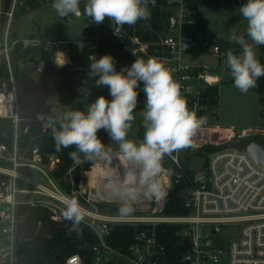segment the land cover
I'll return each mask as SVG.
<instances>
[{
  "label": "built area",
  "instance_id": "1",
  "mask_svg": "<svg viewBox=\"0 0 264 264\" xmlns=\"http://www.w3.org/2000/svg\"><path fill=\"white\" fill-rule=\"evenodd\" d=\"M22 1L25 0H0V39L2 30H5L3 45L0 46V68L5 64L11 78L12 52L18 41H10V30ZM196 1L156 0L155 7L149 3L151 14L158 7L170 14L167 32L171 34L160 36L161 46L155 54H148V46L138 38L132 39L134 44L141 46L134 54L143 51L148 58H159L172 70L189 108L195 105L197 115L207 118L199 130L217 133L219 141H224L223 144H210L207 139L200 144L202 147L216 145L218 149L212 152L203 175L197 178L194 174L193 186L186 193L185 206L189 214L169 216L166 215V208L160 213L172 186V173L167 160L180 167L182 150L164 157L159 177L160 197L136 200L133 202L134 211L121 216L117 209L124 201L118 199L116 193L134 180L138 169H130L115 161L110 164L114 155L108 163H104L103 158L93 159L88 170L91 177L89 184L81 182L78 189L70 194L65 192L54 176L61 163L57 155L45 156L39 147H33L28 152L21 150V133H27L30 125L22 130L23 110L15 89L0 90V119L10 122L14 133L11 146L0 142V264H19L21 207L44 208L52 220L62 224L65 221L61 215L62 201L66 195L78 199L86 209L85 219L77 227L87 228L96 237V242L89 247L93 264H264V166L256 163L247 148L232 146L244 139L248 130L237 132L235 128L211 125V115L201 104V94L217 86L221 79L216 75L215 67L205 65L203 60L195 61L210 48L205 36L186 31L196 26L200 16L202 6L196 8ZM235 1L243 3L246 0ZM85 3L86 0H81L82 5ZM173 20L176 22L175 29H171ZM211 48L219 59L225 57L226 52L219 45ZM33 113L42 132L52 129L56 118L50 111L39 109ZM79 160L81 162L74 167L87 162L84 158ZM98 165L104 166L93 174ZM29 170L40 174L42 179L29 177L26 174ZM102 205L111 208H101ZM161 225L179 227L177 235L183 253L177 262L169 259L168 250L159 238L158 227ZM119 227L135 229L131 242L123 248L109 242ZM65 264L86 262L82 255L74 254L66 259Z\"/></svg>",
  "mask_w": 264,
  "mask_h": 264
},
{
  "label": "clouds",
  "instance_id": "2",
  "mask_svg": "<svg viewBox=\"0 0 264 264\" xmlns=\"http://www.w3.org/2000/svg\"><path fill=\"white\" fill-rule=\"evenodd\" d=\"M149 3L155 7L156 0H86L81 9V0H53L51 7L60 17H87L100 25L107 18L117 28L135 25L151 16ZM246 22L245 33L237 36L233 32L229 40L242 47L239 54L229 48L226 53L225 67L230 70L233 86L241 94H247L257 87L260 77L264 76V63L258 59L256 46L264 45V0H246L239 8ZM90 76L97 87L106 86L112 99L99 96L87 106L86 111L69 110L58 115L59 128L53 126L52 135L55 148L60 151L75 147L77 151L69 154L71 159L80 163L77 152L83 153L88 160L110 158V149H106L97 133L104 130L112 141L118 144L125 160L132 162L138 172L134 180L123 192L116 195L124 202L118 209L121 216L130 215L133 202L141 196L159 198L161 183L159 177L163 171L166 155L190 147L197 131L206 123L205 116H198L196 106L191 109L187 99L181 94V85L175 80L172 70L159 58H137L130 67L116 71L114 58L105 54L99 59L91 58ZM140 82L146 95L141 111L143 137L138 143L129 139V129L135 119ZM61 215L73 225L85 219L86 209L78 199L65 196Z\"/></svg>",
  "mask_w": 264,
  "mask_h": 264
},
{
  "label": "rangeland",
  "instance_id": "3",
  "mask_svg": "<svg viewBox=\"0 0 264 264\" xmlns=\"http://www.w3.org/2000/svg\"><path fill=\"white\" fill-rule=\"evenodd\" d=\"M39 2L41 3L39 8H28L25 11L18 9L15 12L13 25L10 30V41H18L17 43L24 48L37 43L46 46L47 49L54 53L56 58L54 67L60 72L79 66L82 60L92 62V57L99 59L105 54H110L114 58L116 71H120L125 66H131L134 51L140 48V45L134 44L133 41L130 45L123 46L101 45L99 41L102 36L94 30V23L90 18L83 16L80 18L73 16L60 17L51 7L52 3ZM242 4L237 3L235 0H222L219 4L202 6L199 9L200 15L209 24L205 39L210 44V48L206 53L196 57L195 61L203 60L205 65L215 67L216 75L221 79L216 86L219 96L218 106L211 116L210 124L219 125L222 128H235L237 132L248 130L245 137L247 138L255 135L264 136V106L261 104L260 96L256 88L250 89L247 94H241L233 86L230 70L225 67L226 56L219 59L211 52V47L215 46V40H220L242 49L241 45L229 40V36L233 32L237 36H243L250 43L245 33L246 22L239 13V8ZM80 6L83 9L84 5L81 4ZM172 12L174 15L176 14L174 10ZM144 24L149 27L150 18L144 20ZM4 32L5 30L3 29L0 39L1 47L3 45ZM229 48H226L225 52ZM34 52L32 51L28 57L33 58V56L37 55ZM237 52L239 54L240 50ZM256 54L260 60V46H256ZM29 58L25 63H19V76H16L17 66L13 65L11 68L12 78L8 73L0 83L1 91L15 89L22 110L34 112L39 109H45L48 102L59 103V108L50 111L52 116L57 118L58 115H62L69 110L86 111L87 106L101 95L105 96L109 101L112 99L106 86H102L98 91L90 95L83 86L73 82L70 79L71 77L50 75V69L53 67L52 57L50 58L49 66L43 63L39 57L33 62ZM79 78H83V75L79 76ZM144 103L141 99L138 101L134 110L135 125L129 129L128 138L134 139L138 143L140 139L136 136V130L138 122L142 120L140 113L144 108ZM207 139L210 140V144L215 142L224 143V141H219L217 133L199 130L193 137L191 146L182 149V153L191 152L188 154L189 158L186 160V165L197 178L203 175L212 153L204 150L200 155H195L194 152L199 150L202 147L200 144ZM108 141L111 150L110 158L113 157L112 155L116 157L120 153L119 146L111 140L109 135ZM84 159L87 161L84 164H87L88 159ZM109 159H105L104 163H108ZM98 163H101V161ZM26 174L37 180L42 179V176L35 171L29 170ZM82 178H85L82 181L83 185L89 184L91 177L88 175V171L82 173ZM119 192L122 193L123 190ZM117 198L121 199L118 196ZM146 199L147 197L141 196L137 200Z\"/></svg>",
  "mask_w": 264,
  "mask_h": 264
},
{
  "label": "trees",
  "instance_id": "4",
  "mask_svg": "<svg viewBox=\"0 0 264 264\" xmlns=\"http://www.w3.org/2000/svg\"><path fill=\"white\" fill-rule=\"evenodd\" d=\"M25 1L26 6L31 9L39 8L41 5V3L37 0ZM161 1L163 2V0ZM221 2L222 0H197L195 7L215 5ZM245 2L246 1L243 3ZM169 18L170 14H168L165 9L158 7L152 11L149 27L144 24V20H140L135 25L131 26L125 24L123 25L121 36H116L114 34V29H116L117 26L107 18L104 23L100 25L94 23L93 27L94 30L102 36L99 41L101 45H130L132 39L138 38L142 44L148 46V54L153 55L161 46L159 45L160 36L168 31ZM208 27V22L200 15L198 16L196 26L187 28L186 31L205 36ZM214 43L222 47L223 50L230 47L234 50V54H238V50H240V52L242 51L239 47L229 43L227 44L220 40H215ZM24 49L25 48L22 45L16 43L12 52V59L18 56L13 63L14 66H17L16 76H19V63H25L32 51H35L34 53L37 55L33 56V58H29L31 62L35 61L36 58L39 57L43 63L48 66L50 65V58L52 56L47 48L34 47L25 51ZM135 59V54H133V62ZM260 61L261 63H264V45H260ZM90 64L91 61H89V65ZM81 65L85 66L82 62ZM3 66L0 68V77L6 69V65L3 64ZM51 70L52 68L50 71ZM77 73L85 77L84 80L87 81V84L84 85V87L93 92H96L101 88L95 85V79H90V72L82 71L81 73ZM256 90L260 96L261 104L264 106V76L259 78ZM137 91L139 96V94H141V82ZM218 97V90L216 86L209 88L201 94V104L206 107L209 115L211 116L214 113L215 108L218 106ZM141 100L144 102L146 101L145 93L142 95ZM22 117V130L26 125H30V129L27 133H21L19 140L21 150L23 152H28L29 149L33 147H39L45 156L46 154L57 155L61 159V163L57 171L54 173L55 179L60 183L65 192L69 194L73 190L78 189L79 184L85 180V178H82V173L89 170V162L93 159L88 160L87 164L74 167L77 162L69 156L70 153L77 151L74 146L67 149L62 148L60 151H57L52 135V129L46 133L42 132L40 124L35 119V114L31 111L23 110ZM53 126L57 128L60 126L56 119L54 120ZM143 132L144 129L142 127V120H140L136 130V136L138 139H142ZM97 135L104 143L106 149H110L108 144V134L104 130H100ZM13 136L14 133L10 122L0 119V142L11 146L13 143ZM253 142L260 145V147L264 149V136L259 135L241 139L236 147L238 149H246L248 145ZM216 149H218L216 146L209 145L206 150L212 153ZM189 153L191 152L186 151L185 153L180 154V167H177L175 164L167 160V164L171 168L172 173V186L165 200L166 215L184 216L189 214V210L185 206L186 193L193 186L194 180V173L186 165ZM194 153L195 155L201 154L198 150ZM77 156L78 158H85L83 153L77 152ZM108 207L111 208V206L108 205L101 206V208ZM19 216V264H65L66 259L74 254L82 255L86 264H93L89 247L96 242V237L91 234L87 228H83L84 233L82 238H75L74 233L78 228L77 225H73L71 221L66 219L62 224H57L54 220H52L51 215L44 208L23 206L20 209ZM134 230L135 229L133 227H119L115 229L112 236L109 238V242L115 247L123 248L131 242ZM178 230L179 227L172 225H161L158 227L159 238L168 250L169 259L174 262H177L183 253V248L180 246L181 240L177 235Z\"/></svg>",
  "mask_w": 264,
  "mask_h": 264
},
{
  "label": "water",
  "instance_id": "5",
  "mask_svg": "<svg viewBox=\"0 0 264 264\" xmlns=\"http://www.w3.org/2000/svg\"><path fill=\"white\" fill-rule=\"evenodd\" d=\"M21 10L22 11H25L26 10L25 1H22V3H21ZM175 28H176V22H175V20H173L172 21V25H171V29H175ZM122 30H123V26L119 27L118 32H115L116 36H121ZM34 47L35 48H38V47H45V48H47L44 45H33L32 44L31 46L26 47L24 49V51L25 50H28L30 48H34ZM50 53H51V56H52L53 67H54L55 66V59L56 58H55V55H54V53L52 51H50ZM17 57H15L12 60V62L10 64L11 67H12L15 59H17ZM135 57H136V59L137 58H144L145 60L148 58V56L143 51L136 52L135 53ZM86 70H88V69H86ZM8 72H9L8 69H6L5 72L2 74V76L0 77V83L5 78V76L8 74ZM40 72H42V70H40ZM142 89H143V82H141V91H140L141 94H139V96H138V101L142 98V95L144 94ZM46 106L47 107H45V110L51 111L53 109L59 108L60 104L59 103L49 102ZM134 125H135V123L133 121L132 122V126L130 127V129L133 128ZM238 143L239 142H235V143L232 144V146L233 147H236V146H238ZM208 146L209 145H206V146H203V147L199 148L198 152H203L204 150H206L208 148ZM247 150L251 153L252 157L254 158V160L256 161L257 164H259L261 166H264V149L262 147H260V145H258V144H256V143L253 142V143H251V144L248 145ZM165 208H166V205H163L162 208H161V210H160V213H163L165 211ZM83 233H84L83 228H78L75 231V233H74V237L75 238H82L83 237Z\"/></svg>",
  "mask_w": 264,
  "mask_h": 264
},
{
  "label": "flooded vegetation",
  "instance_id": "6",
  "mask_svg": "<svg viewBox=\"0 0 264 264\" xmlns=\"http://www.w3.org/2000/svg\"><path fill=\"white\" fill-rule=\"evenodd\" d=\"M86 64H85V66H82L81 64L79 66H74V68L68 69V70H66L64 72H62V71L60 72V71L56 70L55 67H52V70L50 71V75H62V76H66V77H71L70 79L73 82L78 83L79 85L84 87V85L87 84V81L84 80L85 77L79 78V76H81V75L78 74L77 72H80V73L82 71L90 72V70H89L90 69V65L89 64L86 65ZM86 69H88V70H86ZM90 79H98V78L90 77ZM84 89H86V91H88L90 95L94 93L93 91L89 90L86 87H84Z\"/></svg>",
  "mask_w": 264,
  "mask_h": 264
},
{
  "label": "bare ground",
  "instance_id": "7",
  "mask_svg": "<svg viewBox=\"0 0 264 264\" xmlns=\"http://www.w3.org/2000/svg\"><path fill=\"white\" fill-rule=\"evenodd\" d=\"M114 161L117 162V163L123 164V165L129 167L130 169H133V168L135 169L136 168V166L132 162L125 160L124 157L122 156V154L112 158L110 160V164H114L115 163ZM103 166L104 165H98L97 167H95L93 174L95 172H97L99 170V168H102Z\"/></svg>",
  "mask_w": 264,
  "mask_h": 264
},
{
  "label": "crops",
  "instance_id": "8",
  "mask_svg": "<svg viewBox=\"0 0 264 264\" xmlns=\"http://www.w3.org/2000/svg\"><path fill=\"white\" fill-rule=\"evenodd\" d=\"M33 45H42V44L37 43V44H33ZM82 63H84V64H86V63L89 64V61H87V60H82ZM87 64H86V65H87Z\"/></svg>",
  "mask_w": 264,
  "mask_h": 264
}]
</instances>
